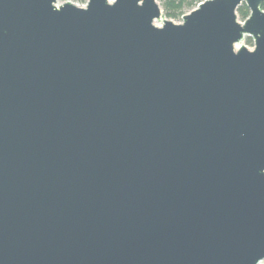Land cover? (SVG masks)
Returning <instances> with one entry per match:
<instances>
[{"label": "water", "instance_id": "95a60500", "mask_svg": "<svg viewBox=\"0 0 264 264\" xmlns=\"http://www.w3.org/2000/svg\"><path fill=\"white\" fill-rule=\"evenodd\" d=\"M263 4L0 0V264H264Z\"/></svg>", "mask_w": 264, "mask_h": 264}, {"label": "trees", "instance_id": "16d2710c", "mask_svg": "<svg viewBox=\"0 0 264 264\" xmlns=\"http://www.w3.org/2000/svg\"><path fill=\"white\" fill-rule=\"evenodd\" d=\"M72 1L74 3H86L87 0H61ZM162 6L165 17L172 20H182L183 15L193 10L204 0H158ZM264 10V4L261 7ZM238 16L241 21H245L249 15L250 10L246 3H242L238 10ZM245 44L253 47V39L249 36L245 38Z\"/></svg>", "mask_w": 264, "mask_h": 264}, {"label": "rangeland", "instance_id": "374dc122", "mask_svg": "<svg viewBox=\"0 0 264 264\" xmlns=\"http://www.w3.org/2000/svg\"><path fill=\"white\" fill-rule=\"evenodd\" d=\"M65 1H61V0H58V4H62V3H64ZM87 2V1H86ZM77 5H79V6H85L86 5V3H76ZM164 18H166V19H168L167 17H165V15L163 16ZM170 20H172V19H170ZM173 22H175V23H181L182 22V20H172ZM157 25H162V21L160 20V21H158L157 22ZM242 44H244V45H246L245 44V39H244V41L242 42ZM246 46H248V45H246ZM248 48L249 49H253V47H251V46H248ZM263 263H264V261H263Z\"/></svg>", "mask_w": 264, "mask_h": 264}]
</instances>
